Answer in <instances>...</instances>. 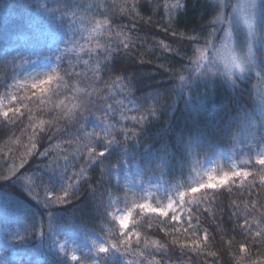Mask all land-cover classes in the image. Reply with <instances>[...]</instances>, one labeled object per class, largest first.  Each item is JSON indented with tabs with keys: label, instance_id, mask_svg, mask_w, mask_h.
<instances>
[{
	"label": "trees",
	"instance_id": "trees-1",
	"mask_svg": "<svg viewBox=\"0 0 264 264\" xmlns=\"http://www.w3.org/2000/svg\"><path fill=\"white\" fill-rule=\"evenodd\" d=\"M43 2L44 0H0V63H11L14 57L21 55L25 45L33 42L38 44L40 38L44 41L57 39L61 46L64 44L63 51L66 46H71L68 41L72 39V32L78 31L76 39L79 44L76 51L68 53L58 69L60 76H64L66 72L80 74L70 80V84L79 88L80 92H69L68 97H81L87 90L96 107L107 104L116 107L118 118L119 102L123 99L119 89L125 88L127 82L118 83L116 89H112L111 84L116 81L117 76L122 75L116 71L120 69L130 76L133 84V95L129 99L138 98V101L147 103V107L153 104L152 98L159 95L162 106L160 112L139 133V145L133 146L130 143L127 155H124L123 147L113 145L109 153L93 165H87L83 159H71L73 154L79 157L75 149L82 143L72 139L75 135L72 121L67 116L53 120L56 113H48L54 104L64 101V111L70 115L73 104L78 103V100L65 99V95L61 94L58 97L52 96L48 103L39 108L30 101H25L28 107H21L24 116L20 127L13 124L5 126L0 117V174H10L14 165L19 166L21 157H25V174L36 178L41 187L38 189L41 196L44 195L43 189H47L55 192L52 196L55 199L57 194L63 195L61 190L69 182L77 185L79 191L78 198L73 197L66 204L45 207L41 200L29 194L19 177L0 180V236L3 243H11L15 232L24 234V229L29 228L32 231L27 233L24 243L12 244L15 250L39 261V264H71L66 255L54 250L55 241L63 237L64 231H78L106 242H111L114 237L118 238L120 228L107 213H113L118 208L125 209L126 194L130 206L132 200L142 201L144 193L141 189L135 192L127 190L121 182L117 190L115 178L109 182L108 177L102 175L103 160L105 165L110 163L114 166L121 156L124 159L131 158L133 165L142 170L143 178L158 179L169 189H176L177 185L189 186L193 177L191 169H198L214 155L233 150L236 152L234 160L238 167L245 166L243 161L250 156L254 160L253 151L264 145L260 143L262 134L255 133L256 140L245 139L242 134L247 133V130L249 132L252 119L241 121L240 118L245 111L250 117L257 115L259 108L256 99L264 88V82L258 84L255 76H252L246 78L234 91L223 77L199 78L194 80L186 94L184 88L188 85L178 88L165 72V69L182 71L192 55L190 42L184 47V52H181V45L176 41L197 36L201 39L202 46L203 40L209 37L208 24L216 17L218 0H179L184 7L178 12L174 10L176 22L171 26L167 24V13L163 9L154 11L157 0H46V9L40 6ZM164 2L165 0H159L160 4ZM167 2L175 4L176 0ZM225 2L227 4L228 0ZM231 2L234 3L235 0ZM261 2L264 3V0ZM77 4L93 7L90 10L82 7L76 9V23L69 27L66 21L71 18V12H67L64 20L60 19V15ZM81 19L85 21L84 24L80 23ZM94 20H114L116 23L111 24L110 33L102 32L89 42L88 32L93 27L89 22ZM260 20L264 22V9L260 11ZM164 27H169V30L165 32ZM233 27L238 40L242 42L243 37L235 23V17ZM242 28L247 31L245 27ZM173 31L177 33L176 36L172 35ZM81 36L85 39H81ZM109 36L111 39H108ZM124 36L135 41L130 56H114L111 64L106 66V72L113 74L112 78L107 81V85L103 82L95 83L97 59H90L88 48H94L97 44H111L117 39L122 40ZM20 37H25L26 41L17 45ZM161 41L170 45L172 51L160 47ZM81 45L84 51H80ZM140 61L144 63L141 64ZM16 63L20 64L21 61L17 60ZM20 70L21 68L17 69L18 72ZM6 71L10 74L11 70L0 68V96L6 91L3 87L6 82L2 79ZM55 86L53 82L52 87ZM14 94L23 95V92L17 93L15 90ZM124 104L128 108L132 107L128 100H124ZM92 111L94 117L101 116L96 108ZM29 115L32 117L31 121ZM41 121H44L43 125ZM66 126L68 131L65 132ZM88 127L99 131L100 121L89 119ZM49 132L51 135L48 139L41 140V136ZM189 138L200 143L202 150L199 153L194 151L190 156L186 155L185 145ZM32 143H36L37 148L33 150L32 156H27L26 149L31 150ZM45 148L49 150V155H39ZM65 152L70 157L67 164L63 158ZM73 165L78 166L74 169ZM65 167L68 172L64 171ZM82 168L87 181L72 178V173H79ZM150 170L152 171L149 173ZM251 183L253 179L249 177L242 188L233 186L231 192L227 188L220 189L221 194L215 197L210 194L208 199L213 203L205 202L198 210L193 209L191 227L186 222L187 210L183 212L180 223L153 213H134L127 229L134 232L131 237L133 250L131 255L121 259V264L126 261L128 264H140V261L143 264H251L247 259L248 255L252 261L264 264V240H253L242 234L240 227L247 217L253 224V231L256 222L264 229V209L260 207L264 205V189L259 187V175L255 178L257 187L249 189L248 185ZM90 190H94L95 194ZM211 191L209 190L210 193ZM105 192L107 194L102 199L101 194ZM109 199L113 201L111 207ZM118 199L119 202H116ZM253 203L256 204L255 210L252 208ZM248 212H252V215H247ZM234 213H238L239 218ZM133 224L136 225L135 229ZM173 224L179 229L178 232L171 227ZM205 230L210 237L207 242L203 240ZM41 232L44 233L43 237H40ZM135 232H139V246L135 243ZM193 237L201 241L203 251H194L190 246L182 247L190 245ZM241 244L249 250L247 253L240 252ZM158 246H162V250H157ZM141 253L144 255L141 256ZM90 257L93 256L80 254V264H92Z\"/></svg>",
	"mask_w": 264,
	"mask_h": 264
},
{
	"label": "snow or ice",
	"instance_id": "snow-or-ice-1",
	"mask_svg": "<svg viewBox=\"0 0 264 264\" xmlns=\"http://www.w3.org/2000/svg\"><path fill=\"white\" fill-rule=\"evenodd\" d=\"M218 10L216 12V17L208 24L209 37L203 40V45L201 46V39L197 36H190L187 39H181L176 41L181 45L180 51L184 52V47L188 42L192 49V55L188 58V65L182 71H174L165 69L168 73L169 78L177 84V87H181L185 84L188 87L184 88V92L187 94L191 84L194 80L199 78L211 79L215 76L223 77L227 82L232 85L235 91L246 78H251L255 76L257 83L264 82V22L260 20V11L264 9V3L261 0H235L231 2L228 0L226 4L225 0H218ZM42 8L46 9V0L40 5ZM84 8L85 10H90L93 5H75L73 8L66 9L65 12L61 13L60 19L64 20L67 12H71V18L66 22L71 27L76 23L75 17L77 16L78 8ZM98 7V6H96ZM133 8L135 5L132 6ZM184 7L179 0H176L175 4L168 3L167 0L163 4L157 3L154 5V11H159L163 9L167 13V24L171 26L176 22V15L174 16V10L178 12ZM227 9V10H226ZM131 9H129L130 11ZM233 17H235V23L239 26L240 33L243 37L242 42L238 40L237 35L233 27ZM81 24H84L83 19L80 20ZM93 24L92 29L88 32L87 40L90 42L96 36L102 32H111V24L116 23V21H90ZM243 27H246L247 31H243ZM165 32L169 30V27H164ZM83 31V30H81ZM79 35L78 31L72 32V39L68 41V44L63 51L59 48L55 50V67H51L49 71L37 72L35 76L30 73H26V70L21 73L17 69L22 68L24 64H31L30 57L26 58L23 55H18L14 57L11 63L4 61L0 63V68L5 70L10 69V74L6 71L3 81L5 93L0 96V117L3 118V123L5 126L8 124H13L16 127H20L22 124V117L24 113L21 111V107H28L25 101H30L35 104L38 108L41 105H45L51 100L52 96H59L61 94L65 95V99L78 100V103H74L72 109L70 110V115L68 112L64 111L65 104L61 101L59 104H54L48 113H56L53 116V120H59L62 117L67 116L69 120L72 121V129L75 135L72 137L73 141L82 142L76 147L75 152L79 153V157L73 154L71 159H83L87 165H93L97 161H101V158L105 157L113 145L121 146L125 149L124 155H127V150L129 144L133 146L139 145L138 140L139 133L143 131L144 125L151 122V118L155 117L162 104L159 102V95L152 98L153 104L145 107V103L129 99L133 95V84L130 76L123 72V70L116 69L118 73H122L116 77V81L111 84L112 89H116L118 83L125 84V88H120L119 92L123 95V99L119 102L120 115L116 118L117 108L112 104H107L106 106L96 107L93 102L91 94L85 90L83 96L77 97L73 95L68 97L67 93L80 92L79 88L70 84V80L73 76H79V73H68L66 72L64 76L58 74V69L63 65L65 56L70 52H75L79 41L76 37ZM118 36L121 34H117ZM173 36H176L175 31L172 32ZM81 39L85 37L81 36ZM111 39V36L108 37ZM133 41L129 36H124V38L117 39L111 44H105L103 46L96 45L94 48H88V55L91 58L97 59V66L94 72L97 74L95 83L99 84L101 82L107 85V81L113 76L110 72H106V66L111 64V61L116 55H126L130 56L131 47L134 45ZM166 51H172L171 46L165 44L163 41L159 44ZM80 51H84L83 46H80ZM36 54V53H34ZM102 57V60L100 59ZM79 58V57H77ZM20 60L21 63L17 64L16 61ZM143 64V61H140ZM163 67V66H161ZM184 73H187L185 75ZM67 77V79H65ZM12 81V83H9ZM53 82H55V88L52 87ZM178 82V83H177ZM15 89L17 93L23 92V95L13 94L8 91V89ZM99 91V89H97ZM47 97V99H45ZM111 98V97H109ZM7 100L8 103L5 104L4 101ZM124 100H128V103L132 105L128 108L124 104ZM256 103L259 108L258 117H250L248 112L245 111L241 116V121H248L249 119H258L260 122V129L262 130V135L260 137V143H264V88L261 89L259 95L257 96ZM96 108V111L101 113V116L94 117L92 109ZM59 110V111H58ZM30 111V110H29ZM126 112H135L138 114L127 115ZM95 118L100 121V129L97 131L95 128L89 129L88 121L89 119ZM32 117L29 115V121ZM51 123V122H49ZM44 121H41V125ZM130 125V126H129ZM36 129H33L35 133ZM42 132L43 129L41 128ZM64 131H68L67 126ZM51 135L49 132L46 135L41 136V140L48 139ZM259 147V145H257ZM37 148L36 143H32L31 150L26 149L27 156L33 155V150ZM202 150L200 143L192 138H189L185 145L186 155H191L194 151L199 153ZM251 151V149H249ZM41 156H48L49 150L45 148L42 152L38 153ZM64 161L67 164L69 160V155L67 152L64 153ZM133 160L131 158L124 159V156L119 157L116 160L115 165L112 164L105 165V160L101 162L102 175H106L109 182L113 178L117 181L115 187L119 190L120 182V170L127 167L128 173L131 172L133 168ZM26 159L21 157L19 166L13 167L10 174H0V180L10 179L12 177H19L27 188V191L34 198L41 200L45 207H51L53 205H61L70 202L73 197L78 198L79 191L78 186L73 185L71 182L65 186L61 192L63 195H56L55 199L52 196L55 192L43 189L44 195H40V185L38 184L34 176L28 177L25 173L27 167H25ZM245 166L237 167L233 165L229 170L217 171L216 169H208L206 171L197 170L196 168L191 169L195 177L194 182L189 186L184 187L182 185H177L176 190L172 194H167V203L163 206L156 204L155 206L148 200H143V202H137V200H132L130 206H128V196L124 197L125 209L119 211L115 215V220L118 221L120 231L118 238L114 237L111 242L103 241L96 243L93 241V245L96 249V255L90 257L92 264H121V259L132 253L133 241L131 237L134 232L127 230L129 221L133 218V214L142 215L144 213H156L159 217H171V220L176 223H180L183 219L181 213L187 210V223L189 227L192 225V211L193 209H199L201 204L205 202L211 204L212 200L208 197H215L220 195V189L227 188L229 192L232 191L233 186L244 187L245 182L248 181L249 177H252L253 183L248 185L249 189L257 187L255 184V178L257 175L260 177L259 187L264 189V148L255 154L254 160L250 156L248 159L243 161ZM78 165H73L75 169ZM64 171L68 172V168L65 167ZM84 169L82 168L79 173L73 172L72 178L77 180H85L87 178L84 176ZM152 170L149 171V173ZM142 170H138L137 178L141 176ZM127 178V174H126ZM69 179V177L67 178ZM110 186H112L110 184ZM209 190H212L211 193ZM94 192V190H90ZM107 194V192L101 194V198ZM119 202V199L116 201ZM113 201L109 199V207L112 206ZM264 209V205L260 206ZM252 208L256 209V204L253 203ZM112 215V213H107ZM239 218L238 213H234ZM247 215H252V212H248ZM264 219V216H262ZM164 223L165 221H161ZM136 225L133 224V229ZM175 231L179 229L175 228V224L171 226ZM243 230L242 234H246L253 238V240L259 238L264 240V229L260 228V223H255V231H253V224L250 223L245 217V222L240 225ZM32 231L29 228L24 229V234L20 232H15L12 237L11 243L5 246L7 248L12 247L14 243H24L27 240V233ZM187 231V229H185ZM43 232L40 233V237H43ZM7 235V232L5 233ZM137 239L135 241L136 245L139 246V232H135ZM210 239L207 230H205L203 240L207 242ZM58 245L59 251L61 253H66L65 244H60L55 241ZM191 247L192 250L200 252L203 251L201 246V241L193 237L190 241V245H183V248ZM206 246V243L204 244ZM147 248V243L145 244ZM157 250H162V246H158ZM240 252L247 253L249 250L246 249L244 244L240 245ZM150 254V253H149ZM144 253H141L143 256ZM212 255H215L213 253ZM2 256V253H0ZM71 261L80 264L79 258L72 254L70 257ZM247 259L251 264H262L260 261H252L250 255ZM0 264H28L26 261L21 260H10L6 257L0 258ZM125 264H128L126 261ZM143 264V261H140Z\"/></svg>",
	"mask_w": 264,
	"mask_h": 264
},
{
	"label": "rangeland",
	"instance_id": "rangeland-1",
	"mask_svg": "<svg viewBox=\"0 0 264 264\" xmlns=\"http://www.w3.org/2000/svg\"><path fill=\"white\" fill-rule=\"evenodd\" d=\"M25 39H26L25 37L18 38L19 43L17 45L24 43L26 41ZM39 42L40 43L38 44L33 42L28 45H25L24 48L22 49L21 55L24 54L25 55L24 57L26 58L30 57L31 64H24L20 70L21 73H23L26 70V73H30L32 76H35L37 72L49 71L51 67L56 66L55 50L59 48L62 51L63 49L62 46L64 44H62L61 46L59 41L55 38H50L49 41H44V39L40 38ZM8 91L14 94L15 89H9ZM4 103L7 104L8 101L5 100ZM258 116H259V111L255 117ZM251 126L252 127L249 129V132L247 130V133H243L242 136H244L245 139L256 140L257 137L255 136V133L262 134L259 120L252 119ZM262 148H264V145H262L257 150L253 151V156L255 157V154L259 152ZM235 155L236 152L233 150H229L221 154L214 155L209 159H207L197 170L206 171L208 169H213V168L216 169L217 171L229 170L233 165L237 166L234 160ZM138 170H139L138 167L136 165H133V168L130 173H128L127 167H125L120 171V182L123 184L124 188L133 192L139 191L141 189L142 192L144 193V196L142 201L140 202H143V200H148L154 206L156 204H159L161 206L165 205L167 203V194L174 193L176 189L175 188L169 189L166 184L162 183L158 179L146 180L147 178L145 177L143 178V174L137 178ZM126 174H127V178H126ZM194 179H198V177H195L193 173L191 183L194 182ZM121 210L123 209L118 208L111 215L112 220H114L118 226L119 223L118 221L115 220V215ZM181 215H183V213H181ZM162 218H166V217H162ZM167 218L171 220L170 216ZM93 241H95L96 243L102 242V240L97 238L96 236L83 234L81 232L74 230H66L63 233V237L59 239L57 242L60 244H65L66 246L65 250L67 253L66 256L68 257L70 263L77 264V262L71 261L70 259L71 255L75 254L79 258V260H80V254L82 253L84 254L86 253L94 256L96 249L95 246L93 245ZM6 245L7 244L1 241V236H0V253H2V256H0V258L6 257L10 260L26 261L28 262V264H39V261L21 255L13 247L7 248V250H5ZM54 250L61 253L59 251L57 244H54ZM61 254L65 255V253H61Z\"/></svg>",
	"mask_w": 264,
	"mask_h": 264
}]
</instances>
